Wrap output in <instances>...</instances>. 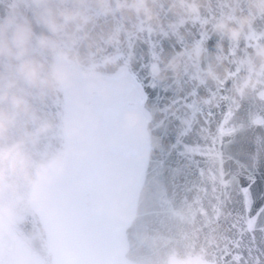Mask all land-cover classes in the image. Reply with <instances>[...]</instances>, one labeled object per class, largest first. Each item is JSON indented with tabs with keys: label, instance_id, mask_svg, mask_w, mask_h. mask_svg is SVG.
<instances>
[{
	"label": "water",
	"instance_id": "water-1",
	"mask_svg": "<svg viewBox=\"0 0 264 264\" xmlns=\"http://www.w3.org/2000/svg\"><path fill=\"white\" fill-rule=\"evenodd\" d=\"M262 49L264 0H0V143L49 165L0 187V264H58L33 199L67 160L63 63L144 94L147 162L116 264H264Z\"/></svg>",
	"mask_w": 264,
	"mask_h": 264
},
{
	"label": "flooded vegetation",
	"instance_id": "flooded-vegetation-1",
	"mask_svg": "<svg viewBox=\"0 0 264 264\" xmlns=\"http://www.w3.org/2000/svg\"><path fill=\"white\" fill-rule=\"evenodd\" d=\"M89 94H91V97H84L82 103L90 105L82 108V113L78 112L74 115L73 112L72 114L73 126L70 163L63 172L58 174L46 185L45 189L39 196V204L43 209L46 220L50 226L53 243L58 253L60 264H63L64 258L69 249L77 251L75 248L80 242V237L87 238L90 235L91 241L86 244L88 246L87 250H83L82 253L85 255L90 254L89 251H92L96 253L98 259L104 260L109 249L119 242L120 228L124 226L131 217L133 187L132 176L128 177L127 194L122 195L121 191L119 189L116 190L115 188V186L119 187L118 181L120 174L124 173L125 175L128 173V171H126V166L128 167L129 163L125 162L127 160L126 158L123 159L121 157L122 152H125L124 147L116 145V138L107 134L104 130L98 132L96 138H92L91 140L86 138V140L82 139L81 142H78L79 134L76 123L79 121L81 122V125H83L84 121H86L85 124L94 121L93 112L101 109L99 106L101 99H103L108 92L90 90ZM108 100L110 101L112 98L109 97ZM87 111H90V113L86 114ZM108 124L110 125L111 123L107 122L103 126ZM81 143H83V146H80ZM114 148H118L120 150L119 153L113 152L112 149ZM82 153L86 155V160H89L90 164H92L89 165L91 167V170L89 171L74 170L75 162L80 159ZM92 153L95 154L96 159H94ZM127 153L129 154V152ZM97 161H99V165ZM137 161L138 160L136 159V162ZM77 174L84 175L85 182H97L102 192H104L102 180H106L104 184L113 190V194L115 195H113L114 200L109 202L111 205L110 207H113L111 210L112 217L109 219L110 228H106V226L97 221V218L95 217L96 214L103 209L104 202L101 200L100 196H98L99 194L96 190L86 191V188L83 185L84 182L75 180V176ZM71 182H75L77 185L80 184L79 187L82 188L75 193V197L69 196L70 191L72 190L71 187H64L66 184ZM129 195H131V197ZM54 198L58 199L56 202L58 209L54 204ZM93 198H96V200H92ZM122 198H126V200H128L126 207L124 204H121ZM51 206H53L54 214L48 209V207ZM80 206L83 207L85 212L84 215L86 217V222L81 220V215L78 213V208ZM92 214H94V217L90 219L89 217L92 216ZM79 224L84 227H80ZM77 263L79 264V262Z\"/></svg>",
	"mask_w": 264,
	"mask_h": 264
},
{
	"label": "rangeland",
	"instance_id": "rangeland-1",
	"mask_svg": "<svg viewBox=\"0 0 264 264\" xmlns=\"http://www.w3.org/2000/svg\"><path fill=\"white\" fill-rule=\"evenodd\" d=\"M61 73L65 77V80L68 83L70 90L74 91V97H73L74 115L77 114L79 111H81L82 108L81 101L83 100V98L91 97V94L89 93L90 90L92 89L94 90L105 89L104 91L108 92V96L106 97L107 95L106 94L105 97L101 99V103L99 106H101L109 97L112 98V100L107 101L106 104L103 107H101V109H98L97 111L95 110L93 112L94 121L89 122L87 124H85L86 121H84L83 125H81V122L79 121L78 123H76L79 134L78 142H81L82 139L86 140V138L88 140H91L92 138H96L98 132H101L103 130L106 131L107 134L112 135L113 137L116 138L117 143L115 144L118 146H122L125 149V152L121 151L122 152L121 157L123 159L125 158L127 159L125 162H128L129 166L128 167L126 166V171H128V173L125 174L126 176L124 175V173L120 174V178L118 181L119 187L115 186V188L116 190L119 189L122 195L127 194L128 177L132 176V178L134 179V181L132 180V184L134 183L136 185L139 182L138 180L140 177L141 162H142V160L140 161L139 156L141 154V150H143V153L145 154V147H146V136H145L146 116L141 106L142 104L141 93L139 92L137 87L127 78L120 80V82H116L114 85H107V83L101 84V82L98 83L94 81H88V82L79 81L66 66H63L61 68ZM115 98L118 99L117 101L119 103H125V100H131V102L135 104L128 105L127 107L129 109H126L118 105L117 102L113 100ZM87 113H90V111H87L86 114ZM107 122L113 125L108 124L106 126H103ZM80 146H83V143H81ZM112 151L119 153L120 150L118 148H114L112 149ZM127 152H129V154ZM92 154L94 156V159H96L95 154L94 153ZM136 159L138 160L137 162ZM97 163L98 165L100 164L99 161H97ZM89 165L92 164H90L89 160H86V155L82 153L80 159L76 160L75 162L74 170L89 171L91 170V167ZM75 177H76L75 179L76 181L84 182L83 185L85 186L86 191L96 190V192L99 194L98 196H100L101 200L104 202V207L98 214H96L95 217L97 218L96 220L99 221L102 225L106 226V228H110L109 219H111L112 217L111 210L113 207H110L111 205L109 202L114 200L115 195L113 194V190L104 184L106 180L104 181L102 180V185L104 186L103 189L104 192H102L97 182L95 181L85 182L84 175L82 174H77ZM79 185L80 184L77 185V183L71 182L66 184L64 187L65 188L68 186L71 187L72 190L70 191L69 196L75 197V193L78 190L82 189L79 187ZM129 196L131 197V195ZM57 200H58L57 198H54V204L56 205V208H57V203H56ZM92 200L95 201L96 198H93ZM127 202L128 200H126V198L121 199V204H124L125 207ZM48 209L53 212V206L48 207ZM78 213L81 215V220L86 222V217L84 215L85 212L82 206L78 208ZM93 217L94 214H92V216H90L89 218L92 219ZM80 227H84V226L80 225ZM90 238L91 235L87 238L80 237V242L75 248L77 251H75L74 249H69L68 253L64 258L63 264H78L77 262H79V264H101L100 259H98L95 252L89 251L90 254H85V255L82 253L83 250H87L88 246L86 244L90 243L91 241ZM111 259H112L111 256H109L108 264H111Z\"/></svg>",
	"mask_w": 264,
	"mask_h": 264
},
{
	"label": "clouds",
	"instance_id": "clouds-1",
	"mask_svg": "<svg viewBox=\"0 0 264 264\" xmlns=\"http://www.w3.org/2000/svg\"><path fill=\"white\" fill-rule=\"evenodd\" d=\"M70 18L66 17V19ZM53 26L55 27V24ZM14 39L18 45H23L27 35L22 31L17 32ZM256 56L260 59L261 66L264 67V49L258 50ZM21 68L27 78L32 80L39 78L41 71L39 66L26 62ZM10 120L11 117L8 113L0 111V130L7 127ZM48 166L46 164L34 166L20 142L0 143V187H3L5 183H10L16 177L31 179L33 178V173L35 177H39L41 169H45Z\"/></svg>",
	"mask_w": 264,
	"mask_h": 264
},
{
	"label": "snow or ice",
	"instance_id": "snow-or-ice-1",
	"mask_svg": "<svg viewBox=\"0 0 264 264\" xmlns=\"http://www.w3.org/2000/svg\"><path fill=\"white\" fill-rule=\"evenodd\" d=\"M241 183H244L245 185H247L248 182L244 181L243 179L241 180ZM252 185L256 184V179H252L251 180ZM261 191H264V187L261 188ZM252 188H249L247 190V200L245 201V204L248 205L249 207L251 206L252 203ZM246 228L248 229V231L251 233L252 235V239L253 241H255V232L257 230V217H249L247 224H246ZM261 232H264V228H260L259 229ZM249 257H252V249L250 248L249 250ZM261 255H264V252L261 253ZM255 260V264H261V261L259 259V257H254L253 258ZM244 260V257L242 256V254H237V259H234L232 264H239V261Z\"/></svg>",
	"mask_w": 264,
	"mask_h": 264
}]
</instances>
